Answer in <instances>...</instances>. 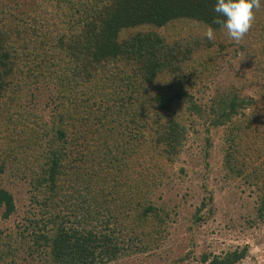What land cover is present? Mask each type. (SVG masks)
<instances>
[{
	"label": "trees",
	"instance_id": "obj_1",
	"mask_svg": "<svg viewBox=\"0 0 264 264\" xmlns=\"http://www.w3.org/2000/svg\"><path fill=\"white\" fill-rule=\"evenodd\" d=\"M216 2L0 0V123L11 135L6 150L13 161L19 150L34 152L24 168L33 211L16 226L17 235L28 237L29 252L40 250L52 264H106L159 246L169 215L149 195L188 140L180 107L201 114L192 90L205 88L214 59L235 44L214 22ZM181 21L211 26L215 39L165 29ZM238 46L254 61L264 96V19ZM17 70L31 82L48 78L57 86L49 120L22 110V83L12 79ZM9 89L15 105L8 104ZM208 111L210 124L225 128L224 169L258 191L256 214L264 217V104L228 91L214 96ZM79 123L95 125L100 134L90 151L74 154V139L83 136L72 131ZM6 163L0 162V175ZM211 203L209 193L196 221L212 214ZM0 209L3 218L15 210L1 184ZM120 212L133 225L126 236L116 226ZM12 236L0 231V258L14 257ZM245 254V247L203 254L200 264H235Z\"/></svg>",
	"mask_w": 264,
	"mask_h": 264
},
{
	"label": "rangeland",
	"instance_id": "obj_2",
	"mask_svg": "<svg viewBox=\"0 0 264 264\" xmlns=\"http://www.w3.org/2000/svg\"><path fill=\"white\" fill-rule=\"evenodd\" d=\"M255 16V21L264 19V0L255 11ZM199 26L197 23L181 21L165 29L174 31L182 27L206 31ZM12 79L18 84L22 83L18 91L22 110L37 115L36 119L42 116L43 120H49L57 103L54 99L57 86L49 82L48 78L40 79L37 83L31 82L25 70L14 72ZM202 83L205 88L196 86L192 94L203 111L201 114H190L188 105H181L180 113H183L188 128V140L176 161L168 166L162 183L149 195L151 202L164 208L169 215L163 231L164 238L158 247L145 252L126 253L106 264H200L203 254H221L243 247L246 248V254L235 264H264V217L260 218L256 214L258 191L242 179L227 174L223 167L225 128L212 126L208 111L212 98L228 91H234L241 97H252L257 107H263L259 72L254 61L235 43L228 45L214 59L212 70L202 79ZM9 90L6 93L8 104H14L13 93ZM89 124L79 123L72 129L83 135L74 139V154L90 151L99 140L100 131L96 130L95 125L89 127ZM129 126L134 128L130 133L136 131L133 123ZM9 143L10 130L0 123V162H7L5 171L0 175V184L12 193L15 203L14 212L7 218L2 217L0 209V231L11 232V243L17 248L13 258L11 255L0 258V264H52L40 250L28 251L25 244L27 236L17 235L20 231L17 224H21L23 216L33 211L29 203V180L24 168L25 162L33 158L34 152L27 147L26 151H18L16 161L10 160L14 153L6 150ZM209 193L212 194L210 205L213 212L204 220L196 221V209ZM207 207L201 211L202 214L207 211ZM129 216H122L120 212L115 220L124 236L131 234L133 225L129 223Z\"/></svg>",
	"mask_w": 264,
	"mask_h": 264
},
{
	"label": "clouds",
	"instance_id": "obj_3",
	"mask_svg": "<svg viewBox=\"0 0 264 264\" xmlns=\"http://www.w3.org/2000/svg\"><path fill=\"white\" fill-rule=\"evenodd\" d=\"M260 7V0H217L214 11L219 15L214 22L222 26L230 40L239 44L252 28L255 11ZM204 35L210 41L215 39L211 26L206 27Z\"/></svg>",
	"mask_w": 264,
	"mask_h": 264
}]
</instances>
